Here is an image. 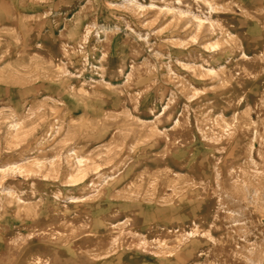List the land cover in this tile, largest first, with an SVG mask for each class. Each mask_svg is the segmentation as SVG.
Wrapping results in <instances>:
<instances>
[{
	"label": "rangeland",
	"instance_id": "1",
	"mask_svg": "<svg viewBox=\"0 0 264 264\" xmlns=\"http://www.w3.org/2000/svg\"><path fill=\"white\" fill-rule=\"evenodd\" d=\"M0 264H264V0H0Z\"/></svg>",
	"mask_w": 264,
	"mask_h": 264
}]
</instances>
